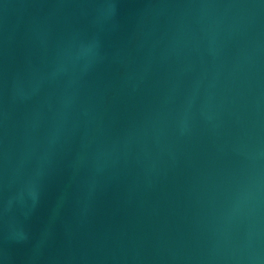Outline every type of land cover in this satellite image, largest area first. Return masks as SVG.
Wrapping results in <instances>:
<instances>
[{
	"label": "water",
	"instance_id": "obj_1",
	"mask_svg": "<svg viewBox=\"0 0 264 264\" xmlns=\"http://www.w3.org/2000/svg\"><path fill=\"white\" fill-rule=\"evenodd\" d=\"M0 264H264V0H0Z\"/></svg>",
	"mask_w": 264,
	"mask_h": 264
}]
</instances>
